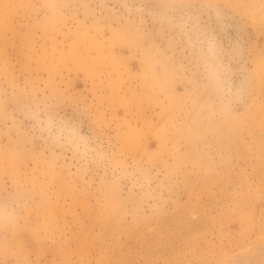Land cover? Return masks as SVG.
<instances>
[{"label":"rangeland","instance_id":"obj_1","mask_svg":"<svg viewBox=\"0 0 264 264\" xmlns=\"http://www.w3.org/2000/svg\"><path fill=\"white\" fill-rule=\"evenodd\" d=\"M0 264H264V0H0Z\"/></svg>","mask_w":264,"mask_h":264}]
</instances>
